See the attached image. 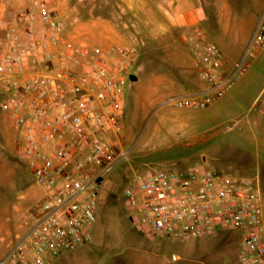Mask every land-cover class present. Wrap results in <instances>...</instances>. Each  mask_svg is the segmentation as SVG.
<instances>
[{"label":"built area","instance_id":"2783aa9c","mask_svg":"<svg viewBox=\"0 0 264 264\" xmlns=\"http://www.w3.org/2000/svg\"><path fill=\"white\" fill-rule=\"evenodd\" d=\"M1 107L21 136L20 148L45 189L40 213L0 264H52L94 239L105 176L129 151L123 139L125 85L139 48L87 46L67 36L53 0L0 18ZM264 50V12L240 60L216 43L191 41L202 89L171 99L202 109L223 99ZM264 113V87L255 101ZM140 229L171 237H202L222 227L240 230L242 264H264V196L258 176L216 170L189 173L147 164L124 189Z\"/></svg>","mask_w":264,"mask_h":264},{"label":"rangeland","instance_id":"374dc122","mask_svg":"<svg viewBox=\"0 0 264 264\" xmlns=\"http://www.w3.org/2000/svg\"><path fill=\"white\" fill-rule=\"evenodd\" d=\"M181 1L53 0L67 36L76 43L137 46L133 73L139 79L127 77L121 147L129 154L105 176L102 192L108 198L100 203V230L90 243L64 252L52 264H242L239 229L222 227L184 238L143 231L124 194L135 171L151 164L184 173L258 176L264 196V113L255 105L264 87V50L251 58L249 70L222 100L202 109L178 107L170 100L206 85L193 67L191 41L216 43L233 61L246 51L232 45L234 30L188 25L185 14L173 11ZM230 5L246 14L241 32H250L251 41L264 0H231ZM36 6L37 0H0V18ZM209 16L213 20L215 13ZM6 97L0 88V224L10 217L18 224L40 213L46 191L1 107Z\"/></svg>","mask_w":264,"mask_h":264},{"label":"crops","instance_id":"0c3cea01","mask_svg":"<svg viewBox=\"0 0 264 264\" xmlns=\"http://www.w3.org/2000/svg\"><path fill=\"white\" fill-rule=\"evenodd\" d=\"M245 1L247 4H250V0ZM230 2L231 0H182L181 3L173 6V11L185 14L188 25L198 24L203 25L204 27L214 26L221 29L234 30L231 43L236 48L239 47L242 50L241 53H243L250 43V32L246 35L241 32V30L245 28L247 17L246 14L240 10L235 12L232 8L233 6L230 5ZM240 4L242 5V1L239 5ZM209 12L215 13L213 20L212 17L209 16ZM231 62L234 61L231 60ZM232 91L233 90L228 94H231ZM110 135L116 143H119L118 146L121 147L123 139H120V137L114 132H111ZM107 198L108 193L102 192L101 200L104 202ZM24 221L22 220L17 224L14 223L13 219L10 217L4 219L0 224V260L9 252L11 246L20 238V236L25 234L28 230L29 226L24 224ZM99 230L100 224L98 221L94 233L95 237Z\"/></svg>","mask_w":264,"mask_h":264},{"label":"water","instance_id":"95a60500","mask_svg":"<svg viewBox=\"0 0 264 264\" xmlns=\"http://www.w3.org/2000/svg\"><path fill=\"white\" fill-rule=\"evenodd\" d=\"M131 79L133 80V81H136V80H138L139 78H138V76L136 75V74H131Z\"/></svg>","mask_w":264,"mask_h":264}]
</instances>
